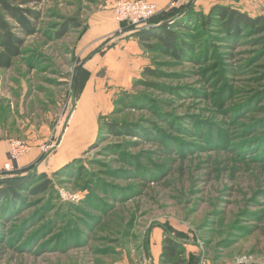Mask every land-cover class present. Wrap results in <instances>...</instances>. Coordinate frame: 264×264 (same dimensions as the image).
<instances>
[{
    "label": "rangeland",
    "instance_id": "rangeland-1",
    "mask_svg": "<svg viewBox=\"0 0 264 264\" xmlns=\"http://www.w3.org/2000/svg\"><path fill=\"white\" fill-rule=\"evenodd\" d=\"M117 1L44 0L37 34L0 70V138L41 148L22 171L53 183L0 218V264H143L161 225L200 243V264L263 262L264 46L248 32L231 46L203 39L198 57L175 62L121 36ZM246 1L264 16V0ZM68 19L80 27L57 38ZM127 45V76L108 75L101 65ZM111 122L138 134L108 133ZM62 149L75 158L54 169ZM79 209L93 232L69 244L64 231L87 218Z\"/></svg>",
    "mask_w": 264,
    "mask_h": 264
},
{
    "label": "trees",
    "instance_id": "trees-1",
    "mask_svg": "<svg viewBox=\"0 0 264 264\" xmlns=\"http://www.w3.org/2000/svg\"><path fill=\"white\" fill-rule=\"evenodd\" d=\"M43 1L0 0V70L11 69L14 61L24 53L25 39L37 34V22L41 19V13L36 7ZM195 2L196 0H189L178 8H169L164 12L157 13L146 23L153 26L150 28L130 27L125 23L119 25L122 27V32H131L130 34L137 40L142 50L170 58L175 62L198 57L196 49H198L197 46L204 45L203 39L205 42L208 40L211 43L219 40L221 44L231 46L248 32L247 34H251L252 37H258L264 46L263 15L254 17L239 9L221 4H216L208 13H203L196 10ZM79 27L80 24L77 21L68 19L60 25V31L56 36L61 39L70 29ZM199 40L202 41L196 43ZM205 51L206 48L204 53ZM84 67L78 69L79 73L84 71ZM143 72L145 76L150 77H155L158 74L157 70L150 67H146ZM89 79V77L86 78L82 90ZM127 96L125 100L129 99L128 101L133 105L141 100L139 97L130 98ZM106 131L114 134H120V132L130 135L138 134L129 125L122 126L118 122L108 123ZM143 166L141 164L137 167L144 169ZM52 187L53 183L48 175L39 173L37 170H33L29 174L21 171L19 174L0 176V218H6L7 208L16 209L22 203L23 193L39 195L51 191ZM108 210H103L102 213L105 214ZM78 212L83 213L87 218L82 222L83 232L81 230L77 232L74 228V230L67 228V231H64L65 234L63 233L62 236L67 239L69 244L71 241L77 243L80 237L86 239L87 236L88 239L93 232L94 227L90 219L92 216L81 209ZM254 218L260 219V216ZM160 228L164 234L161 264H200V253L187 254L185 248L187 238L184 234L175 232L165 225H161ZM261 236L264 239V230ZM196 245L199 246V243ZM74 249L79 248L74 247ZM74 249L65 247L62 251L66 253Z\"/></svg>",
    "mask_w": 264,
    "mask_h": 264
},
{
    "label": "crops",
    "instance_id": "crops-1",
    "mask_svg": "<svg viewBox=\"0 0 264 264\" xmlns=\"http://www.w3.org/2000/svg\"><path fill=\"white\" fill-rule=\"evenodd\" d=\"M151 2L155 3L157 5L158 8V13L164 12L166 10H168L169 8H171L172 4L175 2L177 5H179L180 3L176 0H150ZM261 2V0H260ZM216 4H221V5H226V6H230V5H235L236 8L243 9L241 11H248L251 10L249 3L246 0H225L224 2H218V0H196L195 2V8L197 11L203 12V13H208L210 11V9L216 5ZM121 27V26H119ZM122 29V28H121ZM121 32V36L123 35H130L131 32ZM137 46H138V42H137ZM130 50H129V46L127 45V47H124L123 50L121 51V53H118L120 55V59H116L115 61L111 62V60H109L108 62H103V64L101 66H103L102 68L108 70V75H111L112 72H117L115 70H117L118 68H120L118 70V72L120 71V73H122L124 75V77L127 76V65L131 59L132 61V57H130L129 54ZM124 54V56H123ZM97 56V55H96ZM96 56H92L90 58V60L88 62L85 63V66L88 63H91L94 61V59L96 58ZM129 70V69H128ZM92 76V75H91ZM97 79L99 80L100 78L97 77ZM106 79V76L105 78ZM90 82V80H89ZM88 82V83H89ZM94 137H92L89 142L92 141ZM10 148H11V140L7 139V138H0V167L6 162V160L8 159V154L10 152ZM41 148L38 147H31V150L26 153L21 161L19 162V169L22 171L24 169L29 168L36 160H38L39 156L41 155ZM56 155V167H54V169H58L64 165L67 164V162H69L71 159H74L75 156H72L73 154H71L70 152L62 149L60 152L54 154ZM58 165V166H57ZM163 240H164V234L163 231L161 229L158 228H154V230L152 231L147 244L145 245L144 249L145 250V254L148 255L149 258H145L144 259V263L143 264H161V253H162V248H163ZM185 248L187 251V254H199L202 251V247H200V243L199 246H190L189 243L185 244ZM122 264H129V262L127 261V258L125 261H122Z\"/></svg>",
    "mask_w": 264,
    "mask_h": 264
},
{
    "label": "built area",
    "instance_id": "built-area-1",
    "mask_svg": "<svg viewBox=\"0 0 264 264\" xmlns=\"http://www.w3.org/2000/svg\"><path fill=\"white\" fill-rule=\"evenodd\" d=\"M112 13L116 22L139 28L157 15L158 8L150 0H118L114 5ZM30 150L31 147L24 142L11 141L8 159L0 167V176L19 173L21 171L19 169V162ZM258 264H264V261Z\"/></svg>",
    "mask_w": 264,
    "mask_h": 264
},
{
    "label": "water",
    "instance_id": "water-1",
    "mask_svg": "<svg viewBox=\"0 0 264 264\" xmlns=\"http://www.w3.org/2000/svg\"><path fill=\"white\" fill-rule=\"evenodd\" d=\"M150 27H153V26H151V25H146V26L142 27L141 29H146V28H150ZM18 174H19V173H18Z\"/></svg>",
    "mask_w": 264,
    "mask_h": 264
}]
</instances>
